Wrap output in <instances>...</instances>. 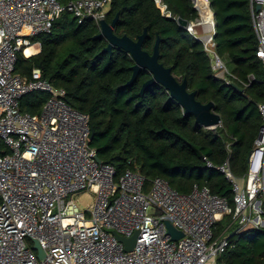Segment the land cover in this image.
I'll return each instance as SVG.
<instances>
[{"label": "built area", "instance_id": "1", "mask_svg": "<svg viewBox=\"0 0 264 264\" xmlns=\"http://www.w3.org/2000/svg\"><path fill=\"white\" fill-rule=\"evenodd\" d=\"M111 1L0 0V264H220L236 233L264 230V102L258 104L262 125L244 175L234 174L230 156L221 165L205 156L207 166L232 184L233 207L207 185L184 193L139 170L117 177L113 164L96 159L90 116L67 102L66 90L45 79L41 68L31 76L16 72L19 54L39 53L37 36L51 32L64 12L79 22L91 18L101 29ZM205 1L210 18L195 0L200 16L186 28L204 42L215 77L244 91L257 79L240 78L216 51L217 23ZM250 1L257 56L264 64V0ZM156 2L166 10L163 0ZM201 24L203 32L196 28ZM35 91L48 93V99L33 115L21 110V101ZM83 191L94 196L87 207L74 197ZM224 215H232L231 224L216 234ZM166 220L184 235L174 240ZM115 231L125 237L138 232L135 247L126 250ZM34 239L45 251L42 258Z\"/></svg>", "mask_w": 264, "mask_h": 264}, {"label": "trees", "instance_id": "2", "mask_svg": "<svg viewBox=\"0 0 264 264\" xmlns=\"http://www.w3.org/2000/svg\"><path fill=\"white\" fill-rule=\"evenodd\" d=\"M250 2L210 0L217 23L216 51L240 78L253 74L257 79L243 92L215 77L204 42L178 22L179 17L188 25L199 19L193 0H163L166 10L156 0H112L106 13L108 22L120 14L118 35L137 38L147 28L143 48L151 53L161 38L160 62L172 67L180 80L186 77L198 100L215 102V111L223 119L216 128L196 123L195 116L185 114L160 84L143 94V84L152 77L149 70L142 69L129 83L135 63L130 53L118 47L103 51L108 40L97 36L100 27L91 18L79 22L69 11L56 20L51 32L37 36L42 44L39 53L19 54L16 72L31 76L34 68H41L45 79L66 90L67 102L89 114L94 131L90 145L103 162L116 167L117 177L128 169L139 170L149 179L165 178L184 193L195 184L207 185L234 207L232 184L222 172L207 166L205 156L216 165L230 156L234 174L244 175L262 125L258 104L264 102V64L257 56ZM47 99L46 92H31L22 98L21 110L39 114ZM231 221L232 215H224L216 234ZM219 262L264 264V230H240Z\"/></svg>", "mask_w": 264, "mask_h": 264}, {"label": "water", "instance_id": "3", "mask_svg": "<svg viewBox=\"0 0 264 264\" xmlns=\"http://www.w3.org/2000/svg\"><path fill=\"white\" fill-rule=\"evenodd\" d=\"M259 8L260 6H257V9ZM119 17L120 14L117 13L111 22L103 20L101 22V30L97 36L105 37L108 40V45L103 51L112 52L114 47H118L130 53L135 63L133 65V76L129 83H132L135 80L142 69H147L152 73V77L143 84L141 90L143 94L150 87L160 84L164 86L170 92V96L185 109V114H193L195 116L196 123L205 128H209L215 127L223 121L222 115L215 111L216 104L214 101L203 103L198 100L197 91L189 90L188 79L185 77L183 80H180L173 73L172 67H167L160 62L161 38L159 37L156 40L154 50L151 53L143 48L144 41L148 35L147 28H145L144 32L137 38H132L127 34L118 35L115 32V29ZM178 22L184 27L188 26V21L182 17L178 18ZM240 91L243 92V89H240ZM93 136L94 131L92 130L91 139ZM96 159L99 162H103L98 154L96 155ZM166 225L168 228V234L171 235L174 240H177L184 235L183 231L177 228L170 220H166ZM236 231L237 230L235 229L232 233L235 234ZM114 233L115 236L125 244L126 250H131L135 247L138 232L134 233L131 237H125L117 231ZM34 241V247L38 250L39 257H44L45 251L41 247L40 242L37 239H34Z\"/></svg>", "mask_w": 264, "mask_h": 264}, {"label": "rangeland", "instance_id": "4", "mask_svg": "<svg viewBox=\"0 0 264 264\" xmlns=\"http://www.w3.org/2000/svg\"><path fill=\"white\" fill-rule=\"evenodd\" d=\"M195 1V0H194ZM205 3V6H202V5H200V6H202V8L203 7H205V8H209L208 6H207V4H206V2H204ZM202 14H203V16H204V18H207L206 17V15H205V12H204V10H202ZM199 26H201L200 27V32H203V29H204V25H199ZM74 197L78 200V203L82 206V207H87L92 201H93V194L92 193H90V192H85V191H83V192H77V193H75L74 194ZM231 224V223H230ZM229 224H226V226H228ZM238 225V222H236L235 223V226L233 227V228H235L236 226ZM232 228V229H233Z\"/></svg>", "mask_w": 264, "mask_h": 264}, {"label": "bare ground", "instance_id": "5", "mask_svg": "<svg viewBox=\"0 0 264 264\" xmlns=\"http://www.w3.org/2000/svg\"><path fill=\"white\" fill-rule=\"evenodd\" d=\"M204 2H206V1L205 0H198L199 5L205 6ZM206 4H207V2H206ZM202 6H200V7L202 8ZM207 6H208V4H207ZM202 10H204L206 17L210 18V16L212 15L210 7L209 8L203 7ZM31 51H32V48H29L27 50V52H31Z\"/></svg>", "mask_w": 264, "mask_h": 264}]
</instances>
